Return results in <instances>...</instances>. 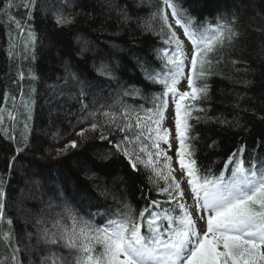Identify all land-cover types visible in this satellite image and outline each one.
Segmentation results:
<instances>
[{"label": "trees", "instance_id": "1", "mask_svg": "<svg viewBox=\"0 0 264 264\" xmlns=\"http://www.w3.org/2000/svg\"><path fill=\"white\" fill-rule=\"evenodd\" d=\"M51 1V5H60L62 1L70 3L74 0ZM9 2L0 0V103L4 101L5 90L18 94L19 88L25 87L24 98L27 97L30 92L28 75L32 76L33 72L37 74L39 97L33 107V120L26 112L28 106L24 104V98L20 110L12 117L7 110L2 121L4 110H0V190L4 193L2 202L5 205V219L0 223V264H13V256L17 264L19 261L28 264L27 254L15 251L22 247L26 226L18 221L12 206L14 187L21 176H27L28 168L48 176L50 181L44 189L57 201L45 199L52 204L45 212L50 211L48 215L55 221L63 217L67 205L91 223L103 226L124 203L139 211L153 200L166 199L149 183V173L143 165H138L134 171L127 158L113 147L123 133L104 125V117H97L103 127L86 132L87 139L82 141L76 133L89 128L91 120L78 121L93 109L108 110L110 106L119 108L120 105L138 111L153 108L154 97L163 89L145 79L140 64L160 71L164 69V52L170 53L172 48L160 36L144 30L141 21L153 8L147 2L137 7L140 0H75L68 9L79 15L75 16V24L66 27L55 25L54 8L42 14L38 8L39 0H31L29 9L19 6L28 4L29 0H11L14 5L11 8L7 6ZM152 3L155 5L156 0ZM179 3L197 23L214 26L218 18L231 20L234 15L241 33L235 50L226 52L223 62L214 69L222 75H211L206 81L210 99L195 102L207 110V117L212 118L207 123L190 121L194 125L191 134L197 136L192 143L198 166L202 170L211 167L218 174L229 155L241 145L246 148L245 159L249 156L264 158V0H179ZM120 9H125L133 17L132 21L121 23ZM9 18H14L22 27L10 24ZM28 31L35 34L34 48L29 44ZM78 38L86 40L85 44H78ZM116 44L121 46L118 53ZM90 45L94 48L91 51L99 48L95 55L90 53ZM232 60L238 62L233 65ZM66 64L83 76L85 91L90 96L86 94L81 98L78 88L75 92L77 103L70 104V100V108L57 114L62 117L55 125L62 131L58 137L40 135L38 132L47 126L46 120L52 116L46 103L50 87L66 76ZM101 64L111 70L114 79L98 72ZM245 69L251 71L245 72ZM22 74H25L24 78ZM244 80L254 83L245 87ZM117 85H120L119 91ZM125 89H138L143 96H125ZM81 99L88 106L86 110ZM42 100L46 110L40 108ZM193 115L203 117L205 113L194 112ZM216 118L231 123L220 124ZM237 121L240 126H233ZM101 131L108 139L100 138ZM70 139L76 140L78 147L58 155V149ZM18 148L24 150L17 152ZM105 156L108 158L103 159ZM9 219L11 225L7 223ZM29 229L33 231L34 225ZM5 233H11L10 241L2 238ZM52 250L63 252L53 246ZM34 260L38 264V255Z\"/></svg>", "mask_w": 264, "mask_h": 264}, {"label": "snow or ice", "instance_id": "2", "mask_svg": "<svg viewBox=\"0 0 264 264\" xmlns=\"http://www.w3.org/2000/svg\"><path fill=\"white\" fill-rule=\"evenodd\" d=\"M146 2L153 10L141 21L144 30L160 36L172 51L163 54L164 69L156 71L145 64H140V67L145 79L161 85L163 91L154 97L153 108L144 111L127 105L88 111L78 123L87 120L92 123L76 135L82 141L87 139L86 132L103 127L97 122V117H104V125L123 133L113 147L127 158L134 171L138 165H143L149 173V183L158 195L166 199L153 200L139 211L124 203L103 226L91 223L65 205L63 217L57 219L51 229L38 228L37 244L26 247L24 251L39 254L38 264H264V158L249 156L245 159L246 148L241 145L229 155L224 167L216 174L211 167L202 170L198 166L192 143L197 136L191 134L194 125L190 121L207 123L212 120L206 116L207 110L195 102L210 99L207 79L211 75H222L214 69L223 62L226 52L236 48L241 36L236 27V17L233 15L231 20L220 17L213 26L197 23L179 0H156L155 5L152 0H140L136 6ZM7 6H14L11 0ZM19 6L31 8V0ZM76 15L79 13L74 15L66 13L62 7L57 8L53 15L54 23L58 27L73 25ZM118 15L121 23L126 24L133 19L125 9H120ZM9 23L22 27L14 18H9ZM177 28L191 44L190 52L186 51ZM28 36L29 44L34 48L35 34L28 31ZM237 62L231 61L233 65ZM186 68H189L188 74L185 73ZM65 71L66 82L69 78L76 81L79 95L83 98L87 94L84 83L67 64ZM98 72L109 79L115 78L104 64L99 66ZM183 80L187 82V90L181 91L179 85ZM198 81L203 83L198 84ZM243 83L249 87L254 81L244 80ZM123 95L143 96V93L138 89H125ZM170 99L174 105V136L172 130L165 127ZM81 103L86 110L88 106L83 104V99ZM194 112L205 113V116L193 115ZM216 122L231 123L219 118ZM233 126H240L239 122ZM100 138L108 139L103 131ZM174 143L178 145L174 156L181 173L179 179L177 169L173 167V156L168 155ZM77 147V141L72 140L58 149L57 154ZM23 150L18 148L17 152ZM185 182L193 201L191 205L182 187ZM102 194L107 195L104 191ZM3 196L0 190V223L5 219ZM7 223L11 225L12 221L9 219ZM42 223L43 220L36 221L37 225ZM28 236L31 239L32 233ZM2 238L10 241L11 233H5ZM39 245L53 246L63 249V252H53L52 247L41 248ZM15 251L20 253L21 249L17 247ZM12 259L16 264V257Z\"/></svg>", "mask_w": 264, "mask_h": 264}, {"label": "rangeland", "instance_id": "3", "mask_svg": "<svg viewBox=\"0 0 264 264\" xmlns=\"http://www.w3.org/2000/svg\"><path fill=\"white\" fill-rule=\"evenodd\" d=\"M64 2L65 1H62L60 3V5L59 4L51 5V3H52L51 0H39L38 8L42 12V14H46L50 8H54L56 10L57 8H61V7L67 13V12H69V9H68L69 5L74 4L75 0L70 2V3L69 2L68 3H64ZM111 3L113 5L116 4V3H113V2H111ZM54 11H52V13ZM169 19H170V22H172L171 21L170 12H169ZM176 31L180 35L181 39L184 40L186 51L190 52L192 46L183 37L182 30L177 28ZM77 42H78V44H83L84 45L86 40L83 41L82 38H78ZM98 49H99L98 47H95L96 51H91V49L90 50L88 49V50L90 51L91 54L95 55L97 53ZM120 49H121V46L119 44H116V51H117L116 53H118V51ZM186 63H187V61H186ZM117 67H118V65H117ZM185 73L186 74L189 73V68L185 69ZM24 75L25 74H22V76H23L22 78H24ZM36 76H37V74L35 72L32 73V76L30 74L28 75L30 80L32 78L33 81L32 80L31 81L28 80L29 85H30V92L28 93V96L25 97V98H24L25 87L24 88H19L18 94H11V93H9L6 90L4 91V93H3L4 101L0 103V105H1L0 106V110H4V114L2 115V121L5 119V114H6L7 110H9L8 113L11 115V117L16 111H17L16 114L18 113V111L20 110L21 102H23L22 101L23 98H24V104L28 106V108H27L28 111H26V112L29 115V119L32 118V116H33V113H32L33 112V107L35 106V103L37 102V98L39 97L38 96L39 91L37 92ZM20 79H21V77H20ZM179 88H180L181 91L187 90V82H186V80L181 81V84L179 85ZM41 97H43V96L41 95ZM40 108L42 110H46V106L44 105L43 100L40 102ZM173 108H174V105L172 104L171 99H170L169 100V109H168V112L166 113L168 119L165 120V127L170 128L172 130V134L174 136L175 135V130H174V122L172 120ZM57 114L54 113V114H51L52 116H49V118L46 120V122L48 123L47 126L45 128H43L40 132H38L40 135L47 136L49 134L51 136H54L55 138L58 137V135L62 131H59V129L55 125H56L57 120L62 118V117H60V115H57ZM54 118H55V121H54ZM32 120H33V118H32ZM27 128L29 129L30 126L27 127ZM9 138L11 140H13L12 137H9ZM72 140L73 139L67 140L65 145H67ZM177 146L178 145L176 143H174L173 144V150L169 151L168 155L173 156V167L175 169H177L176 176L179 179L180 176H181V173L179 172V166L176 163L175 156H174V149ZM162 147L166 148L167 146L166 145H162ZM33 171H34V169L28 168L27 169V173L28 174L25 177H22L21 176L22 173L19 172V175L21 176L20 177L21 180L19 178V180H18L19 182L17 183L16 187H14L15 194H14V197L12 198V202H13L12 206H13L14 211L18 215V221L23 226H26L24 242L22 243V247L20 248L22 253H23V251H24V249L26 247L31 248L33 245L37 244V243H35V239H36V234H37L38 228L47 227V228L51 229V228H53V225L55 223V220H52L53 218L50 215H48V213L50 211L48 213L45 212L49 208L48 206L50 205L48 200H47V202L46 201L44 202V200H43L44 197L41 194H39V193L34 198L32 196H29V195L26 196L27 195L26 194L27 189L31 187V184H29L26 181V179L29 178V177H32V173L33 174H37L35 171L34 172ZM29 173L31 174V176H30ZM23 185H25L24 186L25 188L23 187ZM182 187L185 189V195L188 198L187 202H188L189 205H191L193 203V201L190 198V192H189V189H188V186H187L186 182L182 184ZM37 220H43V223L40 224V225H37L36 224ZM30 225H34L33 231L29 229ZM29 233H32V238L31 239H29V236H28ZM38 247L44 248V247H47V246L39 245ZM49 247H52V246H49ZM24 252L27 254V257H29L28 264H35L34 258L37 255L39 257V254H32V253H29V252H26V251H24ZM17 261H19V260H17ZM20 262H22V261H19L18 263H20ZM16 264H17V262H16Z\"/></svg>", "mask_w": 264, "mask_h": 264}, {"label": "bare ground", "instance_id": "4", "mask_svg": "<svg viewBox=\"0 0 264 264\" xmlns=\"http://www.w3.org/2000/svg\"><path fill=\"white\" fill-rule=\"evenodd\" d=\"M90 49H94L92 45H90ZM70 70L72 73L76 75V77L78 76L77 78L79 81L83 82L84 78L82 75L79 74L77 70L73 68L72 69L70 68ZM66 77H67V74L63 79L58 80L54 85L50 87L51 92L48 98L46 99L47 109L49 110L50 114H54V113L57 114L67 108H70V104H76L78 101V97L75 92L79 88V84L76 81H72L70 78L66 82ZM116 88L119 91L120 85H117ZM87 95L90 96L88 93ZM26 181L29 184H31V187L28 188L26 191V194H27L26 196L29 195L34 198L39 193L44 197L43 198L44 202H45V199H48V198H51L53 203L57 201L56 197H53V196L49 197L48 195L50 194H48L47 190L44 189L46 184L49 183L48 176H44L38 173L37 175L34 174L32 175V177L27 178ZM24 186L25 185H23V187Z\"/></svg>", "mask_w": 264, "mask_h": 264}]
</instances>
